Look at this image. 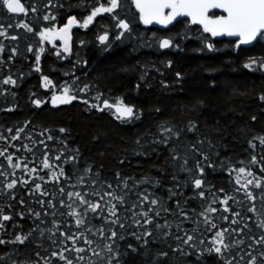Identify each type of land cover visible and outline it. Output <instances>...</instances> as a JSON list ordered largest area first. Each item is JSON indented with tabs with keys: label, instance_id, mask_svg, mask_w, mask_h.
<instances>
[{
	"label": "trees",
	"instance_id": "16d2710c",
	"mask_svg": "<svg viewBox=\"0 0 264 264\" xmlns=\"http://www.w3.org/2000/svg\"><path fill=\"white\" fill-rule=\"evenodd\" d=\"M21 3L14 15L0 0V264H264V37L146 26L130 0L86 28L108 0ZM63 88L75 99L54 104ZM121 101L130 119L103 108Z\"/></svg>",
	"mask_w": 264,
	"mask_h": 264
},
{
	"label": "snow or ice",
	"instance_id": "6c2138e0",
	"mask_svg": "<svg viewBox=\"0 0 264 264\" xmlns=\"http://www.w3.org/2000/svg\"><path fill=\"white\" fill-rule=\"evenodd\" d=\"M110 6L109 7H97L92 12L91 15L87 17L83 21L82 26L88 27L90 23L93 22L94 18L101 14V13H111L113 12L117 7L119 0H108ZM136 7L139 9L141 13V19L145 24H150L153 21H156L157 23H162L167 25L170 23L173 19H175L178 16H189L192 18L193 23H199L204 25V31L205 32H211L213 36L216 35H228V36H237L240 38L241 44H250L253 41L257 40L258 37H264V0H135ZM4 6L7 7L8 11L10 13L18 14V13H25V7L21 3V0H3ZM164 9H171V12L168 15L164 14ZM211 9H221L223 12L227 13L226 16H221L216 19H211L207 15L209 10ZM47 19V17H45ZM76 23L75 18L69 19L68 25L62 29V31L66 34L71 26ZM22 27L27 28L28 31H31V28H28L27 25H21ZM119 26L124 29L125 31L129 30V25L123 21L120 22ZM5 32L0 31V35H5ZM48 33H42L41 38L47 39ZM12 39H16L15 36L11 37ZM119 38V37H118ZM108 39L107 35H103L100 37L101 43L105 42ZM172 46L170 39H164L160 43L161 48H169ZM67 50V49H66ZM37 63H39L40 57L37 55L36 57ZM252 63H255V61H252ZM251 65H245V67H250ZM37 71L39 69L37 68ZM5 84L7 83H15V81H12L10 78L8 80L4 81ZM51 83L50 81L45 78V84ZM75 99V97L68 95V90H64V94L60 96H53L52 101L54 104H68L71 103L72 100ZM261 99H264V97H261ZM34 103L39 106L40 101L36 100ZM87 103V101H85ZM95 107V105H93ZM104 107L106 108H112V104H108L107 102L104 103ZM103 111V108L99 109ZM116 112L118 114V118H130L133 116V108L126 106L123 101L120 102L119 105L116 106ZM63 131V129H61ZM168 131H171V129H168ZM51 139V137H49ZM261 144H264V138H261ZM254 147V145H253ZM2 154V153H0ZM176 158L175 156L173 157ZM187 161H185L186 163ZM255 158H253V163H255ZM50 165L47 161L44 162V167L48 168ZM209 167L212 165L209 164ZM32 171H35V169H32ZM241 173H243L245 170L243 168L239 169ZM204 169L200 168V174L203 175ZM63 174V173H61ZM251 175V173H248ZM252 181H247V184H251ZM203 185V181L201 179H195L194 186L199 189ZM9 188L13 187V184L8 185ZM37 189H39V185L36 186ZM109 187H111L109 185ZM246 188L247 185H244ZM256 187H260V184L257 183ZM246 194L249 196V198L252 197L251 192H246ZM78 198H80L81 204H88L91 211L95 212L100 205L99 204H92L89 201H86L83 197L80 196V193L75 194ZM105 195H111L110 193H105ZM203 196V193L200 194ZM119 199V198H117ZM147 199V197H145ZM122 202V201H121ZM151 203L154 205L157 202L155 200H152ZM223 203L227 204V200H224ZM228 209L225 208V211ZM209 211H215V209H209ZM110 215L115 216V205L112 206V209L110 210ZM39 215V214H37ZM75 215V213H73ZM142 215L147 216V213H142ZM10 217L7 215L3 216V220L7 221ZM117 221H112V223H116ZM151 220H146L145 223H151ZM210 223V221H209ZM77 226H80L83 224V220L78 219L76 221ZM215 227V225H212ZM3 227V224H0V228ZM123 227V225H121ZM264 227V225H262ZM116 233L112 232L111 236L115 237ZM147 235H151V232L147 233ZM217 237L220 238V242L223 241V233L218 232ZM71 239V237H68ZM27 239L26 236H16L15 241L20 244H23L25 240ZM193 239L192 236H187V239L185 243L188 241H191ZM86 243H90V241H85ZM5 243V241L0 240V244ZM226 248L227 245H224ZM77 252H83L84 249L82 248H76ZM109 251H111V247L109 246ZM217 253L221 251L220 247H217L215 249ZM55 255V253L53 254ZM166 255V254H165ZM60 259H65L63 255L60 256ZM68 264H71V261L68 262Z\"/></svg>",
	"mask_w": 264,
	"mask_h": 264
},
{
	"label": "water",
	"instance_id": "95a60500",
	"mask_svg": "<svg viewBox=\"0 0 264 264\" xmlns=\"http://www.w3.org/2000/svg\"><path fill=\"white\" fill-rule=\"evenodd\" d=\"M132 1V3H133V5H134V7H135V9H136V11L139 13V15H140V18H141V13H140V11H139V9L136 7V3H135V0H131ZM5 8H6V10L8 11V9H7V7L5 6ZM9 12V11H8ZM171 12V9H164V14L165 15H168L169 13ZM10 13V12H9ZM213 13H217L218 15H220V17L221 16H226L227 15V13H225V12H223V10H221V9H211V10H209V12H208V16H209V18H210V15L211 14H213ZM11 14H14V13H11ZM21 14H23V13H18V14H14V15H21ZM177 19H184V20H187V21H189V22H191L192 24H194V25H196L197 27H199L200 29H202L203 31H204V25L203 24H199V23H193L192 22V18L191 17H189V16H178V17H176L175 19H173L171 22H173L174 20H177ZM212 19V18H211ZM216 19V18H215ZM141 21H142V23L144 24V25H147V26H159V27H164V26H167L168 24H170V23H168L167 25H165V24H162V23H157L156 21H153L152 23H150V24H145L144 22H143V20L141 19ZM68 25V24H67ZM66 25V26H67ZM65 26V27H66ZM77 27L78 25H77V23H75V24H73L71 27ZM64 27V28H65ZM206 33H208L210 36H212L213 38H216V39H219V38H225V39H228V40H238V41H240V38L239 37H237V36H228V35H216V36H213L212 34H211V32H206ZM254 42V41H253ZM251 44V43H250ZM243 46H247V45H249V44H242ZM117 105H119V104H116V105H113V107L112 108H106V107H104V104H103V108H106V109H110V110H112L113 112H114V114L118 117V114H117V112H116V106ZM131 118V117H130ZM130 118H120V119H125V120H127V119H130Z\"/></svg>",
	"mask_w": 264,
	"mask_h": 264
},
{
	"label": "rangeland",
	"instance_id": "374dc122",
	"mask_svg": "<svg viewBox=\"0 0 264 264\" xmlns=\"http://www.w3.org/2000/svg\"><path fill=\"white\" fill-rule=\"evenodd\" d=\"M81 27H83L82 26V24H81ZM69 31H70V33H71V31H72V27L69 29ZM44 33H48L49 35H48V38L47 39H42L41 38V40L43 41V42H47V43H49L50 45H55V42H57L58 40L56 39V34H58L59 32L58 31H55V32H44ZM61 42H60V46L64 49H69V39L68 38H65V39H61L60 40ZM162 41V40H161ZM161 41H160V43H161ZM164 49H167V48H164ZM66 88H63L62 89V92L60 93L61 95H63L64 94V90H65Z\"/></svg>",
	"mask_w": 264,
	"mask_h": 264
},
{
	"label": "flooded vegetation",
	"instance_id": "af4514ba",
	"mask_svg": "<svg viewBox=\"0 0 264 264\" xmlns=\"http://www.w3.org/2000/svg\"><path fill=\"white\" fill-rule=\"evenodd\" d=\"M131 1V0H130ZM131 3H132V1H131ZM132 5H133V3H132ZM133 7H134V5H133ZM134 9H135V7H134ZM136 10V9H135ZM137 14L139 15V13L137 12ZM139 17H140V15H139ZM220 17V15H218L217 13H213V14H211L210 15V18H212V19H215V18H219ZM140 20H141V18H140ZM177 20H179V19H177ZM184 20V19H183ZM174 21H176V20H174ZM173 21V22H174ZM187 21V20H186ZM142 22V21H141ZM173 22H171L170 24H172ZM189 22V21H188ZM191 23V22H190ZM143 24V23H142ZM170 24H168V25H170ZM192 24V23H191ZM167 25V26H168ZM147 26V25H146ZM155 27H159V26H155ZM164 27H166V26H164ZM164 27H159V28H164ZM212 37V36H211ZM213 38V37H212ZM214 39H216V38H214ZM219 39H221V38H219ZM238 41V40H237ZM240 42V41H239Z\"/></svg>",
	"mask_w": 264,
	"mask_h": 264
}]
</instances>
